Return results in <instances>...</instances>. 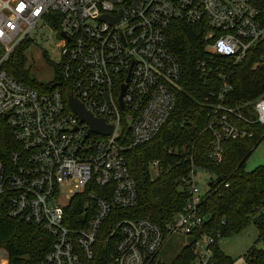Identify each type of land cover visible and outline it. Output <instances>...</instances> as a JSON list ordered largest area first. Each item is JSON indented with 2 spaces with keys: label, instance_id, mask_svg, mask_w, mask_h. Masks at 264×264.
Instances as JSON below:
<instances>
[{
  "label": "built area",
  "instance_id": "obj_1",
  "mask_svg": "<svg viewBox=\"0 0 264 264\" xmlns=\"http://www.w3.org/2000/svg\"><path fill=\"white\" fill-rule=\"evenodd\" d=\"M178 21L206 29L207 51L233 63L264 41V14L249 0H0V119L15 142L0 159V207L52 238L44 259L32 264H85L113 209L135 204L136 185L122 152L151 140L174 106L182 70L167 31ZM43 27L57 34L55 67L62 81L92 117L112 127L110 134L88 132L58 88L31 87L3 68ZM211 61L196 66L204 70ZM222 89L205 127L213 161L222 156L223 140L252 136L244 124L264 127V94L253 103L252 119L226 104L229 87ZM149 166L157 168L159 160ZM198 171L190 161L181 176L188 196L165 227L148 217L117 221L109 236L118 238L105 264H147L175 234L195 238L191 264H214L215 237L197 235L206 193ZM65 185L68 203L61 205L57 196Z\"/></svg>",
  "mask_w": 264,
  "mask_h": 264
},
{
  "label": "trees",
  "instance_id": "obj_2",
  "mask_svg": "<svg viewBox=\"0 0 264 264\" xmlns=\"http://www.w3.org/2000/svg\"><path fill=\"white\" fill-rule=\"evenodd\" d=\"M264 14V0H249ZM57 28V26H55ZM205 30L198 24L174 22L167 31V46L180 63L182 79L175 91V103L158 133L149 141L126 148L122 154L136 185V202L132 207H116L104 221L100 236L94 244V255L85 264H105L114 251L117 235L109 236L117 221L124 218L148 217L161 227L172 221L188 193L181 182L189 162L210 176L209 189L203 196L200 211L204 216L200 234L215 237L214 264H232V260L218 247L220 237L236 234L253 222L257 230L255 244L245 254L247 264H264V164L251 171L244 168L245 161L257 144L264 140V127L256 123L244 124L251 137L225 139L220 161L208 157L212 134L205 130L211 105L226 84L225 103L239 107L250 117L253 103L264 94V41L254 45L238 63L227 57L211 54L205 48ZM30 44L22 43L3 68L18 81L37 89L58 88L64 99L70 86L62 81L58 68L54 78L42 84L32 79L24 69L23 50ZM212 59L205 69L196 62ZM223 76V78L221 77ZM15 147L11 131L0 119V159ZM158 159L156 176L152 177L149 163ZM76 204V203H75ZM80 202L71 210L79 213ZM70 226L75 227L69 221ZM39 237L44 238V242ZM169 262L147 264H191L194 258L195 238ZM52 238L38 227L19 219H12L0 207V250L5 253V264H32L44 259L50 250Z\"/></svg>",
  "mask_w": 264,
  "mask_h": 264
},
{
  "label": "rangeland",
  "instance_id": "obj_3",
  "mask_svg": "<svg viewBox=\"0 0 264 264\" xmlns=\"http://www.w3.org/2000/svg\"><path fill=\"white\" fill-rule=\"evenodd\" d=\"M30 36L32 37V32L30 33ZM48 37H50L49 40H47ZM32 39L33 41L23 50V55L25 57L24 69L32 79L45 84L54 78L55 63L59 60L58 51L54 48V41L57 39V34L50 31L48 28L43 27L42 34H37L35 35V38L32 37ZM222 156L217 162L222 159ZM261 164H264V140L260 141L252 150L245 161L244 168L247 171H251ZM159 170L158 167L154 168L153 166H149V171L152 174V177L156 176ZM197 175L200 191L206 192V190L209 189L207 181L210 180L211 175L204 170L198 171ZM69 189L70 185H65L64 188H61L57 196L61 205L68 203L66 194ZM256 237V227L253 222H250L240 232L220 237L217 240V245L219 249L232 260V264H247L245 254L249 248L255 244ZM39 238L44 242L43 237ZM190 240V237L178 234L168 237L160 251L157 253L155 261L161 260L165 263H169ZM4 260L5 253L0 250V264H4Z\"/></svg>",
  "mask_w": 264,
  "mask_h": 264
},
{
  "label": "water",
  "instance_id": "obj_4",
  "mask_svg": "<svg viewBox=\"0 0 264 264\" xmlns=\"http://www.w3.org/2000/svg\"><path fill=\"white\" fill-rule=\"evenodd\" d=\"M119 99L121 101V95ZM67 101L72 111L78 116L80 122H84L88 125V132H94L102 135L110 134L112 127L106 125L102 119L92 117L91 114L85 110L84 106L76 100L71 92L67 94ZM250 117L253 119L254 115L250 113Z\"/></svg>",
  "mask_w": 264,
  "mask_h": 264
},
{
  "label": "crops",
  "instance_id": "obj_5",
  "mask_svg": "<svg viewBox=\"0 0 264 264\" xmlns=\"http://www.w3.org/2000/svg\"><path fill=\"white\" fill-rule=\"evenodd\" d=\"M5 261V260H4ZM4 264H5V262H4Z\"/></svg>",
  "mask_w": 264,
  "mask_h": 264
}]
</instances>
